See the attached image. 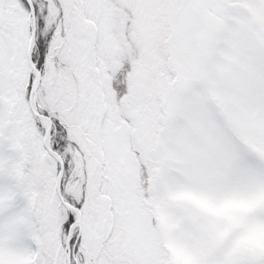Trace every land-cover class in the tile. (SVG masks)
<instances>
[{
  "label": "snow or ice",
  "instance_id": "snow-or-ice-1",
  "mask_svg": "<svg viewBox=\"0 0 264 264\" xmlns=\"http://www.w3.org/2000/svg\"><path fill=\"white\" fill-rule=\"evenodd\" d=\"M0 264H264V0H0Z\"/></svg>",
  "mask_w": 264,
  "mask_h": 264
}]
</instances>
